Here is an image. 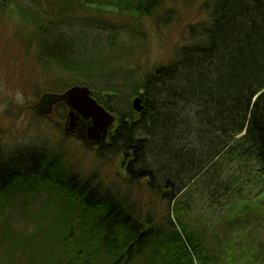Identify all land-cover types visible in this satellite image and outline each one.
Masks as SVG:
<instances>
[{"label": "trees", "instance_id": "obj_1", "mask_svg": "<svg viewBox=\"0 0 264 264\" xmlns=\"http://www.w3.org/2000/svg\"><path fill=\"white\" fill-rule=\"evenodd\" d=\"M22 2L39 5L0 9L26 24L12 37L54 79L45 94L86 87L115 124L83 179L63 150L0 147V261L264 264V0H46L42 14ZM180 6L185 42L146 70L134 52ZM198 181L219 233L177 199Z\"/></svg>", "mask_w": 264, "mask_h": 264}, {"label": "rangeland", "instance_id": "obj_2", "mask_svg": "<svg viewBox=\"0 0 264 264\" xmlns=\"http://www.w3.org/2000/svg\"><path fill=\"white\" fill-rule=\"evenodd\" d=\"M46 4V0H39V5L30 2L20 3L22 7L28 8L32 14H37V12L42 14V7ZM182 8L180 6L175 9L174 21L171 17L164 19L165 27L160 25L159 31L151 34V36L148 35V40L141 42L142 47L137 49V53L134 52L135 57L140 63H143L146 70L158 63H168L178 45L185 42L186 24L189 25L192 22L193 17L191 15L193 12L182 11ZM18 17V15H11V18H7V10L0 9V147L9 151L33 146L45 147L46 150L54 152L63 150L74 171L80 175V179H83L96 167V155L90 147L87 150L86 146L84 147L82 141L75 135L64 137L63 129L68 111L63 107H56L46 116L34 114L35 104L38 103L42 95L47 93V87L53 83L54 79L50 77L51 75H43L40 69L34 65L32 53L29 52L27 55L25 45L21 43L19 38L14 39L12 37L16 30L28 29ZM77 26L75 24L72 31L74 34L79 33ZM123 39L126 38L123 37ZM127 45L128 43H125V46ZM61 94L57 93L56 95ZM131 101L132 99L129 101L130 106ZM100 165L103 167V173L113 174L111 165H106V163ZM197 183L199 181L195 184L191 183L188 193L182 195L183 192H181V196L179 195L177 198L188 211L186 221L194 226L205 224L208 227L210 225L219 233L220 229L223 228L221 225L223 215L218 212V208H208L206 196L203 197L200 190H197L200 187ZM154 203L153 210L156 212L161 210L159 211L160 216L170 214L169 206L158 205L160 208L158 210L156 201ZM4 215L5 219L10 220L16 229L21 230L23 228V224L16 215L10 216L6 213ZM253 222L256 224L251 229L252 234L257 232L260 225L255 220ZM244 246L248 247L247 244ZM0 264L6 263L0 261Z\"/></svg>", "mask_w": 264, "mask_h": 264}, {"label": "water", "instance_id": "obj_3", "mask_svg": "<svg viewBox=\"0 0 264 264\" xmlns=\"http://www.w3.org/2000/svg\"><path fill=\"white\" fill-rule=\"evenodd\" d=\"M41 101L46 103V111L58 102L64 103L68 109L64 135H75L86 147L102 146L115 121V118L91 97V92L86 87L74 86L61 95H45ZM131 109L136 114L142 113L144 108L139 98L131 101Z\"/></svg>", "mask_w": 264, "mask_h": 264}, {"label": "flooded vegetation", "instance_id": "obj_4", "mask_svg": "<svg viewBox=\"0 0 264 264\" xmlns=\"http://www.w3.org/2000/svg\"><path fill=\"white\" fill-rule=\"evenodd\" d=\"M45 105H46V103L42 102L41 101V98H40L39 101H38V103L35 104V106H34V114L36 116H46V115H49L51 113V110L53 111V109H56V107H58V108L63 107L65 110H67L66 107H65V105H64V103L62 104V102H58V103L52 105L49 108L48 111H46V106Z\"/></svg>", "mask_w": 264, "mask_h": 264}]
</instances>
